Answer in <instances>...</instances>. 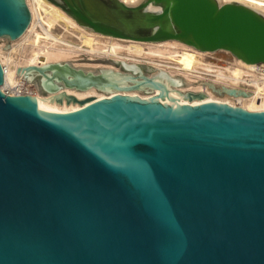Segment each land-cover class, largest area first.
I'll use <instances>...</instances> for the list:
<instances>
[{"label":"water","instance_id":"water-1","mask_svg":"<svg viewBox=\"0 0 264 264\" xmlns=\"http://www.w3.org/2000/svg\"><path fill=\"white\" fill-rule=\"evenodd\" d=\"M50 1L105 35L264 63V16L238 2ZM30 22L26 0H0V38ZM24 70L45 91L111 85L68 63ZM4 75L0 61V264H264V111L122 95L47 103L6 94ZM63 97L83 107L60 113Z\"/></svg>","mask_w":264,"mask_h":264},{"label":"bare ground","instance_id":"bare-ground-1","mask_svg":"<svg viewBox=\"0 0 264 264\" xmlns=\"http://www.w3.org/2000/svg\"><path fill=\"white\" fill-rule=\"evenodd\" d=\"M121 1L136 6L144 0ZM26 2L31 13L28 33L13 40L11 46L0 47V61L5 73L2 90L8 95L30 94L37 101L47 103H55L63 95H72L79 100L88 101L86 105L90 100L111 99L122 95L132 99L159 100L176 109L181 105L198 106L214 102L251 112L264 111V76L260 77L254 72L260 66L264 67V63H247L227 50L201 51L175 39L146 42L105 35L79 24L72 15L50 0ZM218 2H238L264 16V0ZM149 9L159 8L150 5ZM84 52L121 61L129 72L119 71L113 65L101 66L100 70H96L91 68L95 65L88 67L89 64L76 63ZM227 54H231V58L223 56L216 61L206 59L210 55ZM50 63H68L75 69L103 74L111 85L103 89L90 87L80 91L56 81L60 90L45 91L44 78L38 76L36 71L27 72L24 68L45 67ZM143 64L154 67L155 73L145 76ZM147 78L153 79L159 87L151 89ZM133 84L139 86L131 89ZM29 88L32 90H27ZM190 93L203 97L190 99ZM63 98L60 113L83 107L79 102H68Z\"/></svg>","mask_w":264,"mask_h":264},{"label":"rangeland","instance_id":"rangeland-1","mask_svg":"<svg viewBox=\"0 0 264 264\" xmlns=\"http://www.w3.org/2000/svg\"><path fill=\"white\" fill-rule=\"evenodd\" d=\"M13 42H14L13 40H11V39H9L7 37H1L0 38V47H3L5 45H6V47L11 46L13 44ZM86 53L87 54H85V52H84L83 56L82 55L80 56L81 59L78 57L76 63L79 62L81 65L84 64V63H85L84 65H88L89 64L90 66L88 65V67H91L92 65H95L97 67L93 66L94 68L93 67H91V68L92 69H96V70H100L102 68L101 66L104 67V66H107V65H113L119 71L129 72V70L123 65V62H121V61H115L112 58H109V57H106V56H102V57L100 56L99 57L98 54H96V53H95L96 55L93 53L95 56L93 54L91 55L90 52H89V54H88V52H86ZM223 56H226V57L228 56L227 58H231L232 55L231 54H227V55H210L206 59L210 60V61L211 60H215L216 61V60L222 59ZM92 57L95 60L92 59ZM142 69H143V74L145 76H149L150 74L155 73V68L152 67V66L150 67L149 65H146V64L142 65ZM30 89L32 90V88H29L27 90H30ZM150 91H153V90H150ZM142 92H144V90ZM188 92H191V91H186V93H188ZM145 93H148V92L145 91Z\"/></svg>","mask_w":264,"mask_h":264},{"label":"built area","instance_id":"built-area-1","mask_svg":"<svg viewBox=\"0 0 264 264\" xmlns=\"http://www.w3.org/2000/svg\"><path fill=\"white\" fill-rule=\"evenodd\" d=\"M255 74L258 75V76H264V67L263 66H260L259 69H256L255 71Z\"/></svg>","mask_w":264,"mask_h":264}]
</instances>
